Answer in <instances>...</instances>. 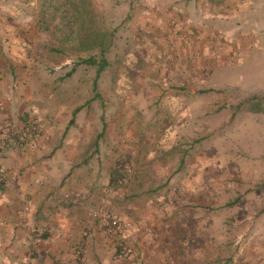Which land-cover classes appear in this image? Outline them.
I'll return each mask as SVG.
<instances>
[{"label": "rangeland", "instance_id": "rangeland-1", "mask_svg": "<svg viewBox=\"0 0 264 264\" xmlns=\"http://www.w3.org/2000/svg\"><path fill=\"white\" fill-rule=\"evenodd\" d=\"M89 56L107 62L98 75L81 62ZM0 95V141L26 138L0 152L4 171L6 151L37 148L53 162L56 193L72 182L58 203L84 202L96 231H80L73 264L85 263L86 243L96 240L94 264L262 257L264 0H0ZM160 128L183 151H163L157 170L152 152L131 150V134L151 140ZM115 168L118 187L109 183ZM246 180L253 186L242 198ZM148 211L163 223L156 235ZM111 216L120 229L107 233ZM122 246L130 254L116 261Z\"/></svg>", "mask_w": 264, "mask_h": 264}, {"label": "crops", "instance_id": "crops-1", "mask_svg": "<svg viewBox=\"0 0 264 264\" xmlns=\"http://www.w3.org/2000/svg\"><path fill=\"white\" fill-rule=\"evenodd\" d=\"M151 114L155 116L156 112ZM72 121L71 118L69 122L72 123ZM161 131H163L162 128L159 132H152L154 134H151V140L140 139V134L137 138V134H131V143L133 144L131 150L136 153L141 150V147H144L147 149L144 151L145 155L147 152H152L150 162L157 170L161 164L164 165V156H161L163 151H167L168 156L174 151H183L180 142L177 143L178 138L176 136L172 137L170 131L168 133L171 135H168V133L161 134ZM179 140L182 139L179 138ZM145 141L149 144L152 143L153 148L148 149ZM173 141L176 142L175 145L165 147L166 144ZM29 150L28 152L27 150L11 149L6 151L1 158V162L7 170L1 178L5 182L3 190H0V264H73L71 254L80 240V231L85 227L93 230V232L96 230L93 229V223L87 214L84 202L62 205L58 203L57 194L71 189L73 187L72 182L60 185L58 193H56L53 187L57 184L55 178L51 176L53 174V162L39 158L37 148H30ZM197 165L199 164H191V166ZM156 173L157 175L154 173L153 177L157 178L159 182L165 174L162 171ZM186 176L185 173L179 174V179L184 185L188 184L183 180ZM149 177L151 178L149 174L145 173L141 176V179L151 181ZM200 182L198 176H196L191 184L193 187L198 188ZM84 184L86 183L84 182ZM259 184H262L263 187L256 190L257 196L264 198V182L259 181L258 178L256 186L258 187ZM242 186L246 188L241 189V197L248 198L247 188L252 187L253 182H247L246 180L245 183L241 184ZM243 193L246 195H243ZM194 198L199 199V195L195 194ZM207 198H209V195ZM175 207L180 209L182 203L177 202ZM148 212L151 214L149 219L157 216L156 219L151 220L154 222L150 221L152 228L156 225L155 229H151L156 235L158 233L157 228L163 223H160L159 215L151 211ZM256 215L260 216L256 221V225L264 231V226L261 228V225L264 224V208L261 211L257 207ZM138 246L139 248L144 247L142 243ZM100 247L101 242H97V240L86 243L84 264L97 263V258L90 252L93 248L98 249ZM257 248L261 249L259 253L262 254V257L260 258L257 255L259 259L256 260V264H264V248L260 246Z\"/></svg>", "mask_w": 264, "mask_h": 264}, {"label": "built area", "instance_id": "built-area-1", "mask_svg": "<svg viewBox=\"0 0 264 264\" xmlns=\"http://www.w3.org/2000/svg\"><path fill=\"white\" fill-rule=\"evenodd\" d=\"M26 141V138L24 136H18L16 139H14V141H0V152H4L8 147L10 146H15L20 144L21 142ZM4 168L3 166L0 164V178H2L4 176ZM92 215L94 217L97 216L96 211L92 212ZM108 219V218H106ZM119 220L116 216H111L110 220L108 219V221L105 220V222H103V226L105 227V231L107 233H111L114 231V229H120L119 226ZM130 254V250L126 247V246H122L119 251H116L114 253V259L116 260H121L123 258L128 257Z\"/></svg>", "mask_w": 264, "mask_h": 264}, {"label": "trees", "instance_id": "trees-1", "mask_svg": "<svg viewBox=\"0 0 264 264\" xmlns=\"http://www.w3.org/2000/svg\"><path fill=\"white\" fill-rule=\"evenodd\" d=\"M73 11L75 13H79V11L77 9H74ZM74 24H77V22H74L73 21V22L70 23V25H74ZM79 27L82 30H84V31H85V29H88V26H86V27L83 26L82 27V24H79L78 28ZM82 33H83V31H82ZM105 35H106L105 32H103V36H105ZM101 53L103 54L102 51H101ZM81 62L90 64V65L97 66L96 75H98L100 73V71L104 68V66L107 63L106 60H105V58H103V57H100V59H98V61H97L96 56H89L87 59H82ZM95 82L96 81L94 80V82H93L94 85H95ZM118 171H120V169L119 170L118 169L116 170V168L111 171V174H110V182H109L111 186L118 187V186H121L122 185V182H121L122 176H121V174L118 173ZM4 182H5L4 179H0V190L3 189Z\"/></svg>", "mask_w": 264, "mask_h": 264}]
</instances>
